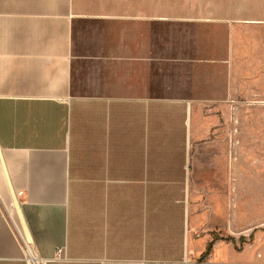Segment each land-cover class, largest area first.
I'll return each mask as SVG.
<instances>
[{"label": "crops", "instance_id": "crops-1", "mask_svg": "<svg viewBox=\"0 0 264 264\" xmlns=\"http://www.w3.org/2000/svg\"><path fill=\"white\" fill-rule=\"evenodd\" d=\"M263 75L264 0H0V264H264L199 148Z\"/></svg>", "mask_w": 264, "mask_h": 264}, {"label": "rangeland", "instance_id": "rangeland-1", "mask_svg": "<svg viewBox=\"0 0 264 264\" xmlns=\"http://www.w3.org/2000/svg\"><path fill=\"white\" fill-rule=\"evenodd\" d=\"M262 79V94L256 97L202 108L209 138L200 143V153L229 161L225 227L219 234L232 238L236 249L264 244V75Z\"/></svg>", "mask_w": 264, "mask_h": 264}]
</instances>
